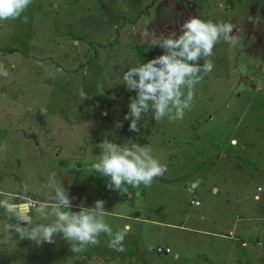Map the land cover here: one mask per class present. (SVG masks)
<instances>
[{
  "label": "rangeland",
  "instance_id": "rangeland-1",
  "mask_svg": "<svg viewBox=\"0 0 264 264\" xmlns=\"http://www.w3.org/2000/svg\"><path fill=\"white\" fill-rule=\"evenodd\" d=\"M142 1L92 0L65 11V0H32L26 23L0 21V47L13 48L0 52L8 73L0 75V199L51 202L46 185L54 174L72 198L73 211L93 206L107 180L92 169L104 139L150 146L152 156L167 166L150 187L103 198L104 220L113 232L129 229L123 252L108 247L105 234L99 245L81 252H72L60 236L54 244L37 246L8 230L14 221L0 209V264H264V153L227 154L242 121L264 145V0L211 1L217 7L211 22L231 23L238 44L215 45L209 57L214 68L195 86L182 119L156 122L151 112L143 114L134 139L124 130L130 123L124 116L135 92L120 84V77L143 63L135 44L149 43V36L139 39L150 29L147 13L159 16L162 6V0ZM176 1L182 8L166 9L165 18L151 26L160 29L157 35L180 33L177 22L191 10ZM162 52L156 46L152 58ZM81 91L89 98L82 101ZM236 159H242L244 171L233 174L223 161ZM226 180L233 220L238 213L240 219L222 229L221 211L212 207L227 200L221 190ZM238 181L247 185L243 196ZM197 199L201 206L193 205ZM159 247L170 252H158Z\"/></svg>",
  "mask_w": 264,
  "mask_h": 264
},
{
  "label": "clouds",
  "instance_id": "clouds-1",
  "mask_svg": "<svg viewBox=\"0 0 264 264\" xmlns=\"http://www.w3.org/2000/svg\"><path fill=\"white\" fill-rule=\"evenodd\" d=\"M31 3L32 0H0V21L21 18ZM27 20V16H24L23 22ZM179 27V34L168 36L145 30L142 35H148L151 47L158 46L163 50L162 54L128 67L121 73L120 84L128 91L135 92L129 98V111L124 116L125 120L130 121L129 130L132 132L139 131L138 122L143 114L149 112L156 122L165 117L169 120L182 119L185 110L192 106L195 86L204 78V74L214 68L209 57L213 55L215 45L223 41L235 47L239 42V38L233 35L231 23L206 22L191 17ZM0 75H8L3 65H0ZM103 92L100 90L99 94ZM80 97L82 101L89 98L83 91ZM98 147L101 152L92 164V169L107 178L109 190L121 195L127 194V186L150 187L155 178L167 171V166L152 156L150 146L134 140L118 144L104 139ZM198 184L199 181L196 182ZM46 187L50 191L51 202L32 206L41 222H34L31 214L28 217L15 215V203L10 198L0 199V209L14 221L6 228L18 234L19 239H27L42 246L54 244L56 237L60 236L72 252H81L88 246L99 245L101 234H105L109 238L108 247L119 252L125 250L123 241L129 229L126 227L113 232L104 220V200L97 199L93 206L81 205L78 211H73L72 198L62 183L56 182L54 174ZM24 191H30L29 185H24ZM49 217L52 219L49 220Z\"/></svg>",
  "mask_w": 264,
  "mask_h": 264
},
{
  "label": "crops",
  "instance_id": "crops-1",
  "mask_svg": "<svg viewBox=\"0 0 264 264\" xmlns=\"http://www.w3.org/2000/svg\"><path fill=\"white\" fill-rule=\"evenodd\" d=\"M57 1H61V0H57ZM87 1L91 2L92 0H65V4H64L63 8H64L65 11H71V9L74 6L79 5L81 2H85L86 3ZM157 1H159V0H151V2H157ZM181 1L184 3V7L183 8H187V9L190 8V10H191V12L189 13L190 15H188V17H186V16L184 17L185 20H187L190 17H198V18L206 17V18H209V21H211L214 18L215 13L213 11H214V8H217V7H214V5L212 4L211 1H213V0H200V1H197V2L193 1V0H189L186 3H185V0H181ZM253 1L257 2V0H253ZM161 5L162 6L158 10L159 11V16H156L151 11H150V13H147L148 23H145V27L146 28L150 27V29H147L148 32H155L156 34H159L161 32L159 28L156 29V30H152L151 26H154V24H156V21L158 19H160V18L164 19L165 18L163 13H164V11L166 9H168V10L170 9V12H172L174 9H175V11H177V10L182 8V6L178 5L176 0H173L171 3H170V0H166V1L162 0ZM200 5H202V6H200ZM59 6H60V4H58V3L55 5L56 8H58ZM134 7H135V5L132 6L133 9H134ZM253 8L256 9V12H257L259 10V8H260L259 4L256 7H255V5H253ZM207 10H208V13H207ZM262 10H264V8H262ZM191 14H193V16ZM252 18L255 19V15L254 14L252 15ZM170 21H172V19ZM184 21H182L181 24ZM179 23H180V21H179ZM172 26L173 25L170 24L169 27H172ZM142 33H144V31ZM142 33L139 36V39L140 40H145V38L148 37V35H142ZM147 41H149V40H147ZM254 121L257 122V123L261 122L260 120H254ZM241 123H243V125L241 127L237 126L238 127L237 129H239V131L237 132V134L239 136L238 137L236 136L238 140H234L235 138H233V140L231 141V145L233 147H231V149L229 150V153H227V154H232V156L234 154H235V156H242L243 154H256V151H261V153H264V145L261 142L260 136H256L255 133L250 132L251 129H250L249 125H248L249 122L242 121ZM258 128H260V127H258ZM260 130H263V129H260ZM233 133H235V132L233 131ZM262 140L264 141V138H262ZM224 150L225 149H222L218 153L219 154H223ZM241 161H242V159H236L234 161L231 160V161H227V162L223 161V162H225V164H226L227 171H230L233 174H235L238 171H241L240 173H242L244 171V168L242 166V163H244V162L243 161L241 162ZM222 179H225V178H222ZM224 183L226 185L221 190H224L225 196L227 197V200H225V201H217L216 203H214V205L212 207V211H214L216 209L221 211L220 212L221 215H218V221H219V224H220L219 227H221L222 229L223 228L226 229L232 223L235 225V222L240 219L239 218V213H238L236 215L235 220H233V218H234V214H233L234 208H232V202H233L234 198H232L233 197L232 187L227 185L228 184L227 180ZM237 187H238L239 194L243 196L247 185L244 184L243 182L238 181L237 182ZM258 189L260 190L261 187H259ZM219 190L220 189L218 187H216V190H215L216 193L220 192ZM261 191H262V189H261ZM219 195L220 194H217V196H219ZM256 196H258V195H256ZM235 199H239V198H235ZM197 200L201 201L200 199H197ZM23 202H25V201H23ZM23 202L22 201H18V202H14V203L15 204H20V203H23ZM202 204H203L202 201H201L200 205H196V204L193 203V205H196V206H201ZM242 209H243V212H249V210H250V208L243 207V205H242ZM30 214H31V212H30ZM204 231H206V230H204ZM243 245L245 246V245H247V243L244 242Z\"/></svg>",
  "mask_w": 264,
  "mask_h": 264
},
{
  "label": "trees",
  "instance_id": "trees-1",
  "mask_svg": "<svg viewBox=\"0 0 264 264\" xmlns=\"http://www.w3.org/2000/svg\"><path fill=\"white\" fill-rule=\"evenodd\" d=\"M24 16H25V12L22 14L21 18H18V19L12 20V21H15V22L22 21ZM177 24H178V27L181 25V23H179V22H177ZM12 49H13L12 47H0V52L1 51H9ZM135 49L138 53L140 60L142 62H146L147 60L152 59V56L154 54V50L156 49V47H151L150 43L141 42V43L135 44ZM124 130L132 138L135 139L137 137V132H132L129 130V124L128 123H125ZM100 178L102 179V177H100ZM128 188H131V186H128ZM111 192H112V190H109L105 184V186L99 190L97 196L99 197V199L103 200V198L107 197ZM133 193H134V191H133Z\"/></svg>",
  "mask_w": 264,
  "mask_h": 264
},
{
  "label": "water",
  "instance_id": "water-1",
  "mask_svg": "<svg viewBox=\"0 0 264 264\" xmlns=\"http://www.w3.org/2000/svg\"><path fill=\"white\" fill-rule=\"evenodd\" d=\"M15 205L16 207L13 210L15 215L20 217H28L30 215L31 209L29 208V205L26 202Z\"/></svg>",
  "mask_w": 264,
  "mask_h": 264
},
{
  "label": "built area",
  "instance_id": "built-area-1",
  "mask_svg": "<svg viewBox=\"0 0 264 264\" xmlns=\"http://www.w3.org/2000/svg\"><path fill=\"white\" fill-rule=\"evenodd\" d=\"M193 203L196 205H200L201 201L196 200V201H193ZM27 204L29 205V208L32 209V206L37 205L38 203L36 201L30 199V200H28ZM157 250H158V252H165V253L170 252V248L159 247Z\"/></svg>",
  "mask_w": 264,
  "mask_h": 264
}]
</instances>
